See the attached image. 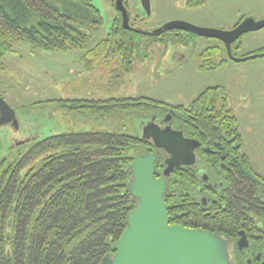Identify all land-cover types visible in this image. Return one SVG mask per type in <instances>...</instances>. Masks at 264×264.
Here are the masks:
<instances>
[{"label":"trees","instance_id":"1","mask_svg":"<svg viewBox=\"0 0 264 264\" xmlns=\"http://www.w3.org/2000/svg\"><path fill=\"white\" fill-rule=\"evenodd\" d=\"M205 3L206 0H186L190 8ZM117 11L112 34L89 49L88 29L102 24L92 0H0V72L5 69L6 55L15 52V42L47 52L80 50L81 60L91 72L110 58H116L123 70H129L140 45L150 47L189 36L178 30L149 33L131 26L126 29ZM220 51L215 46L206 49L201 55L200 70L224 66L227 60L218 61ZM245 57H264V49ZM212 93L214 99L210 101ZM217 98L221 99L219 106ZM227 100L225 90L214 87L204 91L188 108L174 107L186 119L184 134L201 142V163L210 169L219 165L221 154L241 151L234 148L242 141L239 121ZM52 102L57 108L76 113L88 109L98 116L130 113L141 115L142 120L173 108L148 98ZM157 152L153 143L141 136L91 130L35 140L0 158V264H101L114 252L136 206L130 193L129 167L136 156ZM240 159V167L248 163L246 155ZM164 169V157L160 155L156 176L162 175ZM167 182L166 199L175 206L171 216L181 215L182 221L188 222L185 225L195 228L221 223L219 205L217 212L206 215L198 198L194 199L199 180L193 167L175 169ZM239 198L246 199L244 195Z\"/></svg>","mask_w":264,"mask_h":264},{"label":"rangeland","instance_id":"2","mask_svg":"<svg viewBox=\"0 0 264 264\" xmlns=\"http://www.w3.org/2000/svg\"><path fill=\"white\" fill-rule=\"evenodd\" d=\"M116 2L92 0L102 24L88 29L89 49L112 34L119 14ZM124 5L129 25L149 33L176 21L228 32L246 19L264 20V0H206L196 8L188 7L186 0H150V15L142 0H124ZM213 46L221 50L218 61L227 63L202 71L201 55ZM235 46L232 53L238 59L264 49V29L244 35ZM14 51L4 59L0 96L16 111L25 138L43 140L55 134L91 130L142 136L141 125L146 119H140L139 114L98 116L91 109L76 113L57 108L52 101L148 98L186 109L207 89L220 87L239 121L243 151L254 168L264 174V57L235 61L222 41L191 33L150 47L140 45L129 70L110 58L88 72L81 60L83 52L77 49L47 52L15 42ZM220 102L217 98L218 105ZM11 137L13 141L25 139L9 125L0 127V158L11 152Z\"/></svg>","mask_w":264,"mask_h":264},{"label":"water","instance_id":"3","mask_svg":"<svg viewBox=\"0 0 264 264\" xmlns=\"http://www.w3.org/2000/svg\"><path fill=\"white\" fill-rule=\"evenodd\" d=\"M147 13L151 14L150 0H142ZM117 9L123 17V25L130 29L128 10L124 0H117ZM264 29V20L246 19L232 31H220L193 26L186 22H170L154 31L178 30L200 37L218 39L225 44L229 57L232 45L244 35ZM12 124L19 128L16 111L0 96V127ZM151 141L156 149L164 150L167 159L163 176H156L158 155L144 154L135 157L129 167L130 193L137 200L128 227L113 247L115 255L107 256L101 264H230L227 244L216 234L208 231L169 226L165 193L167 178L175 169L193 167L196 164L197 140L188 139L182 131L170 126L165 129L148 124L142 137Z\"/></svg>","mask_w":264,"mask_h":264},{"label":"flooded vegetation","instance_id":"4","mask_svg":"<svg viewBox=\"0 0 264 264\" xmlns=\"http://www.w3.org/2000/svg\"><path fill=\"white\" fill-rule=\"evenodd\" d=\"M216 106L219 105L216 104ZM176 108H168L167 113L156 115L146 120L144 122L145 124L143 123L141 125V137H143L144 129L148 124H154L162 129L170 126L175 131L183 132V122H185L186 119L184 118V114ZM193 114H195V112H192V115ZM18 124V129L12 124L8 125L12 127L14 132L25 138L26 135L20 132L21 125L19 120ZM184 136L188 139L197 140L200 143V147L196 150L197 161L193 166V171L196 172L199 180V184L197 185L198 194L194 199L198 198V205L203 206L202 210L206 211V215H210L216 209L218 210L219 205L221 213H223V220L219 224L215 223V225H208L205 228H195L185 225L184 223L188 222L182 221V219H184L183 216L170 215V213L174 212L175 206H172L166 199V195L169 191L168 188L165 193V200L168 207L169 226H181L189 229L204 230L218 235L227 244L230 264H264V174L259 173L254 168L249 156L243 151L242 141L241 145L234 146L235 149H240V152L221 154V162L219 165L215 167V169H210L201 163V153L203 151L201 142L196 138L187 137L185 134ZM12 138L13 137H11V151L29 142L39 140L31 137L25 139L15 138L13 141ZM0 142L2 143V141ZM157 150L159 154H157L158 152L150 154H156L158 157L160 155L163 156L165 164L167 159L165 151ZM243 155L248 157V163L246 162V164H243V167H240L242 163L240 158ZM188 168L192 167H181L178 169L188 170ZM162 176L163 173L157 177L161 178ZM219 195L220 197H218ZM242 195H244L246 199H240L239 197H242ZM135 201L136 206L134 210L137 207V200ZM233 207H235V209ZM179 210L180 209H177V212ZM217 210L215 212H217ZM114 255L115 252L109 256L113 257Z\"/></svg>","mask_w":264,"mask_h":264}]
</instances>
